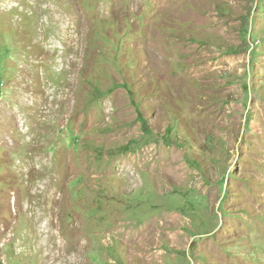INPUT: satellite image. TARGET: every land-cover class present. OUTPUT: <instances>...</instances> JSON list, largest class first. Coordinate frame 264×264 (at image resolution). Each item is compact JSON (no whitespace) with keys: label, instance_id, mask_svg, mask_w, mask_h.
I'll return each instance as SVG.
<instances>
[{"label":"rangeland","instance_id":"1","mask_svg":"<svg viewBox=\"0 0 264 264\" xmlns=\"http://www.w3.org/2000/svg\"><path fill=\"white\" fill-rule=\"evenodd\" d=\"M0 264H264V0H0Z\"/></svg>","mask_w":264,"mask_h":264}]
</instances>
